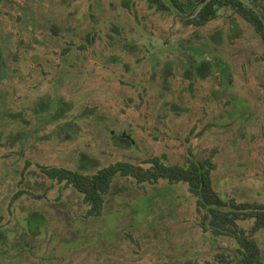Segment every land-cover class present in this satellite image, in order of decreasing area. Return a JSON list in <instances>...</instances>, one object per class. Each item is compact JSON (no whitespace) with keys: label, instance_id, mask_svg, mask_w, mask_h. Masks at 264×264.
Segmentation results:
<instances>
[{"label":"rangeland","instance_id":"obj_1","mask_svg":"<svg viewBox=\"0 0 264 264\" xmlns=\"http://www.w3.org/2000/svg\"><path fill=\"white\" fill-rule=\"evenodd\" d=\"M150 1L0 0V264H237L253 221L216 234L186 182L118 176L95 217L38 167L194 158L213 164L222 200L264 205V45L229 6L264 21V0H205L186 20L177 5L195 0ZM205 4L216 16L196 25ZM194 48L221 70L185 78ZM31 213L46 221L37 236ZM252 238L264 262V230Z\"/></svg>","mask_w":264,"mask_h":264},{"label":"trees","instance_id":"obj_2","mask_svg":"<svg viewBox=\"0 0 264 264\" xmlns=\"http://www.w3.org/2000/svg\"><path fill=\"white\" fill-rule=\"evenodd\" d=\"M154 3L155 0H151V4L154 5ZM177 6L184 14L192 13V2ZM229 6L253 26L264 45V21L255 9L241 2H229ZM262 11L264 14V9ZM215 16L216 9L205 4L194 23L201 26ZM2 134L3 132L0 131V135ZM123 141L129 143L127 140ZM152 163L150 168L145 169L128 163L117 162L98 169L92 174L80 169L70 170L63 167L40 165L38 167L41 173L50 180L64 182L65 185L73 187L80 193L82 201L88 206L87 214L95 217L101 215L105 198L110 193L114 179L118 176L133 177L138 183H156L159 180H165L169 183L186 182L189 191L197 198L200 210L203 211L205 225L212 227L216 234H225L231 228L238 229L240 222L253 221L254 225L251 231L240 230L235 235L238 244L237 264H264L261 259L260 247L252 238L254 233L264 230V205L222 200L213 188L211 172L214 166L209 161H191L187 166L165 165L156 159ZM28 164L30 163L27 162ZM88 164H94V162L83 156L80 159V165ZM21 194H23L22 191L15 194L13 201L18 199ZM25 220L27 231L32 236L39 235L41 228L46 224L44 216L40 213H31Z\"/></svg>","mask_w":264,"mask_h":264},{"label":"flooded vegetation","instance_id":"obj_3","mask_svg":"<svg viewBox=\"0 0 264 264\" xmlns=\"http://www.w3.org/2000/svg\"><path fill=\"white\" fill-rule=\"evenodd\" d=\"M151 2V1H150ZM192 2L193 4V10L192 13L198 8V5L202 4L205 2V0H195V1H189ZM241 3H243L242 1H240ZM188 4V3H187ZM179 12H181L180 14H178L177 16L179 18H181L182 20H186L188 18V14H183V12L177 8ZM192 13H190L189 15H193ZM191 54L189 56H187V67L184 70V76L187 79H191L193 77H196L198 79L204 80L209 73H211L212 71L218 69L221 70L222 68V63H220V60L215 58V59H208V58H204L202 55V50L201 49H197L194 48L191 50ZM173 67H172V63H166L164 68H163V77H164V81L165 83H167L168 78L171 76V74L173 73ZM166 85V84H165ZM173 108L175 109V107L173 106ZM122 140H127L129 142V140L127 139V137L125 136H121ZM132 143V141H131ZM191 161H196L198 162L199 159H194V158H190L189 163Z\"/></svg>","mask_w":264,"mask_h":264}]
</instances>
